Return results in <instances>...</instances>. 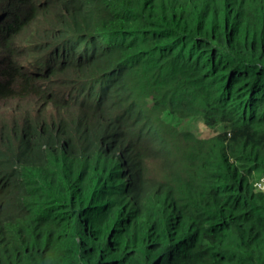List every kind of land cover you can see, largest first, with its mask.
Here are the masks:
<instances>
[{"label":"trees","instance_id":"obj_1","mask_svg":"<svg viewBox=\"0 0 264 264\" xmlns=\"http://www.w3.org/2000/svg\"><path fill=\"white\" fill-rule=\"evenodd\" d=\"M248 1L255 6L45 0L46 11L38 0H0V51L9 55L0 103H24L18 127L0 129V264H221L236 252L234 264H264V194L250 183L251 171L264 167V122L216 138L222 180L242 185L228 189L227 208L236 214L229 234L197 243L191 230L175 243L181 236L171 235L165 210L171 150L190 120L217 115L223 127L241 125L264 103L250 98L264 85V0ZM34 22L42 26L31 25L28 40ZM188 56L202 72L169 83L196 68ZM153 64L164 80L147 72ZM227 69L236 78L222 86ZM192 135L188 159L201 152L202 139ZM227 138L241 150L238 170L221 150ZM202 166L190 162L180 171ZM213 168L206 164L202 173ZM224 209L214 204L205 224L224 223ZM194 218L186 212L180 219Z\"/></svg>","mask_w":264,"mask_h":264},{"label":"clouds","instance_id":"obj_2","mask_svg":"<svg viewBox=\"0 0 264 264\" xmlns=\"http://www.w3.org/2000/svg\"><path fill=\"white\" fill-rule=\"evenodd\" d=\"M38 1L40 4H44L46 6L48 4L47 2H45V0H38ZM57 10L59 11V6L56 8L55 11L56 13ZM40 26H42L41 23L36 25L35 28L38 29ZM2 36L5 40L10 39L4 33H2ZM6 48L8 47L6 46ZM6 50L7 49H5V51ZM163 53H165V51H162V54ZM155 64H153L154 68L158 69ZM220 64H233V63L231 62V60L227 58H225L224 60L222 58H219V65ZM202 69H200L201 72ZM217 71H218L217 68H214L212 70V73ZM203 74H206V72H204ZM198 76L192 78H185V79H193ZM235 78L236 76L232 74V72L229 69H227V71L225 73H222L220 76L221 85L225 86L232 84ZM161 80H164V78ZM252 90L253 92L257 91L258 96L251 94L250 96L251 99H253V96H255L258 99L264 100L263 95L262 97H259L261 94H264V85H258L257 87H253ZM104 96H106L105 92H104ZM215 96L218 97L217 95ZM198 100L199 98H196L194 104H196ZM204 100H206L207 102L205 103L208 104L210 103L212 98L209 97ZM216 104H218L217 108H219L220 111L223 110L225 105L224 101H217ZM219 104H223V105L219 106ZM256 108L257 110H254L253 115L248 119H246L243 124L233 125L231 127H223L219 123L217 115H206L204 119L197 117L195 119L190 120V124H189L190 129H191V124L196 122L197 126L200 124L202 125V127L205 126L204 128L208 130L211 129L213 131V134H210L209 136L200 135L198 132V128L197 130H194L193 132L189 133V138L185 137V133H188L190 129H187L186 131H183L181 133L179 140L176 142V144L179 145V148L175 150L176 154L174 155V157L170 159L172 166V174H173V184L171 187H166V196H165V210L169 215L168 221L175 224V228L172 230L171 235L173 237L181 236L179 239L175 241V243L184 240L183 235L191 230L194 231L197 235V243H204L207 241L220 239L232 231L235 223L234 217H236V214L231 211L230 207L227 208L228 202L233 198V195L229 193L228 189L230 187H242V185L237 179H234L232 181L222 180L223 171L219 169L216 161L217 160L216 138L217 136H221V135L228 136L236 128L242 129L253 123L264 122V103L260 107L256 106ZM241 111H244V109H241ZM192 133H194L197 137L202 139L200 144L201 152L193 154L191 156V159H188L187 156L190 153V148L192 147L194 141V136L192 135ZM234 149L237 150V152L226 153L221 148L222 152L231 158L232 162L235 165V168L237 169L238 165L235 163V157H236L235 155L237 153H241V150L236 149L235 147ZM260 159H261L260 156H256V161L258 163ZM190 162H194L195 165L198 162H202L203 166L197 171L190 172L189 174L186 175L180 171V168L183 164H187ZM206 164H209L210 166L215 165L216 168L210 169L207 174H204L202 173V171L205 169ZM260 169H264V167L258 166L257 169H253L251 171L250 183L252 182L253 187H255L257 190H259L264 194V189L259 188V185H264V171H261ZM215 185L220 186L221 190L220 191L214 190ZM217 203L225 207L222 220L225 216L228 219L225 220L224 223L220 222V224L211 227L205 224V216L207 211L210 208H212L214 204ZM186 212H191L195 218L191 219L188 222L182 221L180 218ZM237 253L238 252L230 255L222 263L234 264V260L237 256Z\"/></svg>","mask_w":264,"mask_h":264},{"label":"rangeland","instance_id":"obj_3","mask_svg":"<svg viewBox=\"0 0 264 264\" xmlns=\"http://www.w3.org/2000/svg\"><path fill=\"white\" fill-rule=\"evenodd\" d=\"M255 1V0H254ZM39 2V1H38ZM247 2H249V5L251 6H255L253 5V3H251L250 1L247 0ZM45 10H47V6L45 5ZM60 11L57 10V13L55 12V17H58V15L60 16ZM53 13H48L44 19L45 21H47L48 23H51L53 22ZM40 23H31L30 25H28L27 27V30H28V33H29V38L28 40H33L32 39V29H31V25H32V28L33 29H36L35 26L38 25ZM191 28V29H190ZM190 28H186V29H189V30H194L195 29V26H191ZM191 49L194 48L193 47H190ZM195 49L202 53V51L199 50V48L196 46ZM31 56H34L32 54H30ZM3 56L5 58V67L0 69V84L3 83V74L5 73L6 69L8 68V65H9V55H8V52L6 51H0V64L2 63L3 61ZM207 57V56H206ZM159 58H151V60L154 62L158 61ZM188 61L190 62V65L189 66H193V67H196L195 69L193 70H188L186 72H184L183 74L177 76V77H174V81L172 83L174 84H179V82L185 78H192V77H195L199 74V71H200V65L197 66V61H193V60H190L189 56L187 57ZM160 63H164L163 61H161ZM188 66V67H189ZM197 69V70H196ZM148 73H150L151 75L153 76H156V77H159L161 79H163L164 77V70L162 69H155L153 65H151V67L149 68V70L147 71ZM145 94V92H144ZM263 94H261L259 97H262ZM147 99L149 102H151V104L153 105V101L150 99V97L147 96ZM155 103L157 104H160L159 101H155ZM218 105V104H216ZM223 104H219V106H222ZM24 107V103L20 100L18 101H10V102H4V103H0V129H5V130H8L10 128H14V127H18L19 123H20V115H19V112L21 110V108ZM46 112L48 114H51L52 112V107L50 105H47V107L45 108ZM205 126L202 127V125H198L197 126V123L194 122L191 124V129L188 133H185V137L186 138H189V133L193 132L194 130H197L198 128V132L200 135L202 136H209L210 134H213V131L211 129H206L204 128ZM234 141L231 140V139H227L225 140L222 145H221V148L224 152L226 153H234V152H237V150L234 149ZM171 154L172 156H174L176 154V151L174 150H171Z\"/></svg>","mask_w":264,"mask_h":264},{"label":"built area","instance_id":"obj_4","mask_svg":"<svg viewBox=\"0 0 264 264\" xmlns=\"http://www.w3.org/2000/svg\"><path fill=\"white\" fill-rule=\"evenodd\" d=\"M259 188L264 189V185H259Z\"/></svg>","mask_w":264,"mask_h":264}]
</instances>
